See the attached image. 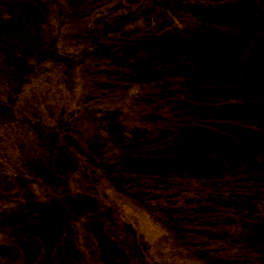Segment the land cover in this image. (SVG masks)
Listing matches in <instances>:
<instances>
[{
    "label": "trees",
    "instance_id": "obj_1",
    "mask_svg": "<svg viewBox=\"0 0 264 264\" xmlns=\"http://www.w3.org/2000/svg\"><path fill=\"white\" fill-rule=\"evenodd\" d=\"M126 1L74 0L47 43L35 1L0 0V264H112L120 247L264 264L248 226L264 218V0ZM107 13L122 25L98 42ZM68 202L81 216L59 241Z\"/></svg>",
    "mask_w": 264,
    "mask_h": 264
},
{
    "label": "rangeland",
    "instance_id": "obj_2",
    "mask_svg": "<svg viewBox=\"0 0 264 264\" xmlns=\"http://www.w3.org/2000/svg\"><path fill=\"white\" fill-rule=\"evenodd\" d=\"M29 1H35L36 7V10L34 9L33 15H31V17L35 20L42 21V27L39 29V34L42 35V37L47 43H52L53 41H56V39L60 35L61 26L66 20L69 11L73 7L74 0H28V2ZM139 2L140 0H127L126 5H128L131 10H135L139 6ZM1 9L2 7H0V10ZM47 16L48 18L46 21L45 19ZM43 17L44 21L42 20ZM121 25L122 24L120 21H115L112 18L110 19V16L107 13L95 17L91 22L90 29L93 32L96 40L99 42V39L102 36L116 31ZM154 25L157 28L158 33L162 34L165 37H169L174 33L178 32V27L176 23H174V21L167 14L164 13H160L159 17H154ZM144 74H148V72ZM82 118L83 117H80V119ZM91 132L92 131L90 130V127H86V129H84L83 131V134H81L80 136V140L82 141V139H89ZM233 172L234 171L232 170H227L226 178H230L231 175H233ZM218 173L220 174L219 171ZM210 175L214 178L217 175V171L212 172ZM255 204L256 202H253L252 205L248 202V208H252V206H255ZM67 205V210H64L65 221L58 222L56 229L51 233H55V238L57 240L59 239V241H62L63 239L61 229H65L67 225L71 226V222L74 221L76 218H80L79 216H81V214L76 211V208L74 207L75 205L71 204L70 202H68ZM85 219L86 217H84L83 220ZM84 222L86 223L87 220ZM248 226L249 230H251L252 235L255 236L259 243L264 246V218L259 217L257 221L249 223ZM82 227L85 228L86 226ZM157 240L158 238L152 236L151 234L150 242L152 243V245L157 244V242L160 245L159 241ZM114 251L106 255L108 260H111L112 264H139V260L137 259V257L130 254L127 248L124 249L120 247ZM78 263L89 264L86 263L85 258L82 255L80 256V262Z\"/></svg>",
    "mask_w": 264,
    "mask_h": 264
}]
</instances>
